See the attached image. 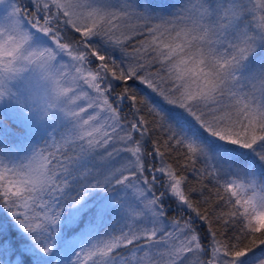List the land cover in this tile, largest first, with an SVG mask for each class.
<instances>
[{"label": "snow or ice", "instance_id": "6c2138e0", "mask_svg": "<svg viewBox=\"0 0 264 264\" xmlns=\"http://www.w3.org/2000/svg\"><path fill=\"white\" fill-rule=\"evenodd\" d=\"M0 264H264V0H0Z\"/></svg>", "mask_w": 264, "mask_h": 264}]
</instances>
